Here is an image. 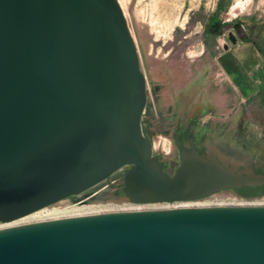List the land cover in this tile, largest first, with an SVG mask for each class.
Returning a JSON list of instances; mask_svg holds the SVG:
<instances>
[{
	"label": "water",
	"instance_id": "95a60500",
	"mask_svg": "<svg viewBox=\"0 0 264 264\" xmlns=\"http://www.w3.org/2000/svg\"><path fill=\"white\" fill-rule=\"evenodd\" d=\"M146 77L118 0H0V221L124 168L136 202L264 183L194 147L167 173L141 115ZM0 264H264V205L88 214L0 229Z\"/></svg>",
	"mask_w": 264,
	"mask_h": 264
},
{
	"label": "rangeland",
	"instance_id": "374dc122",
	"mask_svg": "<svg viewBox=\"0 0 264 264\" xmlns=\"http://www.w3.org/2000/svg\"><path fill=\"white\" fill-rule=\"evenodd\" d=\"M118 1L135 41L140 66L146 77L147 98L141 121H146L145 124L148 125L152 151H157L161 153L162 158L168 159L169 155H176L175 149L171 154L166 152L171 147V120L174 112L171 107L177 93L182 84L189 80L193 65L198 68L208 62L214 63L223 40L225 26H218L219 23H216L207 27L209 15L217 11L223 22L241 20L254 34L260 32L264 45V0H250L244 12L238 7L233 9L236 0H222L220 9L217 7L219 0ZM240 45H237L234 51L242 58L245 46ZM215 48L216 52H213L212 49ZM189 52L192 53L191 58L188 56ZM251 52L252 64H257L260 60L258 49L252 48ZM242 82L243 84L230 85L229 90L222 89L219 85L204 96L207 109L202 113L201 119L207 121V132L202 143L206 153L227 159L228 164L234 165L236 169L264 167V100L252 77L248 76ZM148 108L150 112H146ZM189 111L190 108L187 107V115ZM240 196L242 195L233 189L223 188L195 199L132 202L121 194L116 195L115 185L110 184L96 191H83L76 196L65 198V202L60 200L51 203L39 212L28 214L12 223L72 217L76 214L113 208H160L181 203L264 202L259 199L231 201ZM2 224L5 223L0 222V225Z\"/></svg>",
	"mask_w": 264,
	"mask_h": 264
},
{
	"label": "flooded vegetation",
	"instance_id": "af4514ba",
	"mask_svg": "<svg viewBox=\"0 0 264 264\" xmlns=\"http://www.w3.org/2000/svg\"><path fill=\"white\" fill-rule=\"evenodd\" d=\"M215 14L216 11L209 15L207 27L213 26L216 23H219L218 26H225L221 47H216L218 48L215 56L216 60H214V63L208 62L198 68L196 65H193V69H191L189 74V80L186 81L187 83L182 84L183 86L180 87L176 99L173 102V106L171 107L174 111L171 120L173 131L171 134V147L166 153L171 154L172 150L175 149L176 155H169L168 159H164L161 153L155 152V155L161 162L162 168L169 174H172L177 168L181 159L182 150H190L194 147L197 152L205 153L202 139L207 132L205 129L207 121H202L201 119L202 113L207 109V100L204 96L207 95L208 92L216 89L219 85L222 86V89L229 90L230 85L235 86L236 84H243L242 81L247 79L248 76L258 82L263 78L264 45L260 32L254 34L250 27L246 28L242 21L238 19L231 20L230 22H223L217 14L216 18L212 20V16ZM242 44H244L243 46L245 47L242 58H240L235 53L234 49L237 45L242 46ZM216 48L212 49V51L216 52ZM252 48L258 49L260 55V60L257 64H252ZM221 79L222 81H219ZM257 91L260 92L259 86L257 87ZM187 107L190 108L188 115L187 112H185ZM146 112H150V108H148ZM165 115L169 116L170 114ZM143 122L144 123L141 121V124L146 134L149 136L147 131L148 125L145 124L146 121L143 120ZM125 167L113 172L85 191H96L102 186L114 184L116 195L121 194L128 200L136 202L129 199L122 190L123 171ZM253 171L264 173V167L254 166ZM232 187L233 186L227 188L233 189Z\"/></svg>",
	"mask_w": 264,
	"mask_h": 264
},
{
	"label": "bare ground",
	"instance_id": "6f19581e",
	"mask_svg": "<svg viewBox=\"0 0 264 264\" xmlns=\"http://www.w3.org/2000/svg\"><path fill=\"white\" fill-rule=\"evenodd\" d=\"M61 201L65 202L66 200L62 199ZM226 205H264V202H248V201H244V202H239V203H227V204L226 203H212V202L209 203V204L181 203V204H177V205H169V206L160 207V208H150V207H145V206H138V207H127V208H121V209L113 208V209H107V210L93 211V212H87V213H83V214H76V215H73V216L88 215V214H98V213H106V212H116V211H131V210H145V209H167V208H179V207H208V206L210 207V206H226ZM43 208H46V206L41 207L39 209H36V210H34V211H32V212H30L28 214H30V215L31 214H35V213L39 212L40 210H42ZM28 214H25L23 216H20L18 218H15V219H12V220H9V221H0V222L5 223V224L0 225V229L13 227V226H18V225H22V224H27V223L14 224V223H12V221L21 219V218L25 217L26 215L28 216ZM50 219H55V218H48L47 220H50Z\"/></svg>",
	"mask_w": 264,
	"mask_h": 264
},
{
	"label": "trees",
	"instance_id": "16d2710c",
	"mask_svg": "<svg viewBox=\"0 0 264 264\" xmlns=\"http://www.w3.org/2000/svg\"><path fill=\"white\" fill-rule=\"evenodd\" d=\"M222 6V0H219L217 3L218 9ZM218 12L216 11V14L212 16V20L216 18V15ZM264 56V53H263ZM263 78L260 82L255 81L257 87L260 88V95L262 99L264 100V69H263ZM235 192L242 196H255V195H261L264 194V183L262 184H255V185H241V186H233L232 187Z\"/></svg>",
	"mask_w": 264,
	"mask_h": 264
},
{
	"label": "clouds",
	"instance_id": "9594fccd",
	"mask_svg": "<svg viewBox=\"0 0 264 264\" xmlns=\"http://www.w3.org/2000/svg\"><path fill=\"white\" fill-rule=\"evenodd\" d=\"M248 3H250V0H236V3L233 5V9L238 7V8H240L241 12H244L245 8H246V5ZM232 18H235V17H232ZM226 22H230V21H226ZM188 56L191 58L192 53L189 52Z\"/></svg>",
	"mask_w": 264,
	"mask_h": 264
},
{
	"label": "built area",
	"instance_id": "2783aa9c",
	"mask_svg": "<svg viewBox=\"0 0 264 264\" xmlns=\"http://www.w3.org/2000/svg\"><path fill=\"white\" fill-rule=\"evenodd\" d=\"M260 196V197H259ZM255 195V196H240L236 199H233L231 201H237V200H263L264 201V195ZM213 201V200H211ZM223 202H230V201H226V200H221Z\"/></svg>",
	"mask_w": 264,
	"mask_h": 264
}]
</instances>
